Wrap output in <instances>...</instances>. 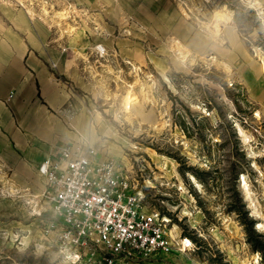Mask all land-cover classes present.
Instances as JSON below:
<instances>
[{"label": "rangeland", "instance_id": "374dc122", "mask_svg": "<svg viewBox=\"0 0 264 264\" xmlns=\"http://www.w3.org/2000/svg\"><path fill=\"white\" fill-rule=\"evenodd\" d=\"M161 5L159 14L115 18L112 48L106 54L102 42L101 61L80 65L82 90L103 122L90 127L96 162L120 164L175 244L116 264H261L247 230L264 236V13L247 0ZM53 12L54 35L71 33L65 7ZM83 51H71L67 65ZM0 173V264H98L62 254L45 233L37 179L1 159Z\"/></svg>", "mask_w": 264, "mask_h": 264}, {"label": "crops", "instance_id": "0c3cea01", "mask_svg": "<svg viewBox=\"0 0 264 264\" xmlns=\"http://www.w3.org/2000/svg\"><path fill=\"white\" fill-rule=\"evenodd\" d=\"M247 1L264 13V0ZM59 4L77 21H68L72 32L61 38L54 35L53 25V9ZM162 10L161 0H0V159L17 176L37 179L34 190L44 188L38 166L56 145L78 143L97 161L90 127L103 122L90 101L92 93L82 90L80 65L94 67L101 61L95 48L102 42L106 54L112 48L115 18ZM82 50L85 58L73 55L68 66L71 51Z\"/></svg>", "mask_w": 264, "mask_h": 264}, {"label": "built area", "instance_id": "2783aa9c", "mask_svg": "<svg viewBox=\"0 0 264 264\" xmlns=\"http://www.w3.org/2000/svg\"><path fill=\"white\" fill-rule=\"evenodd\" d=\"M92 156L78 143L60 145L38 166L44 178L35 197L38 215L46 213L44 231L55 236L62 254L116 264L171 252L167 220L143 205L118 162L97 163Z\"/></svg>", "mask_w": 264, "mask_h": 264}, {"label": "trees", "instance_id": "16d2710c", "mask_svg": "<svg viewBox=\"0 0 264 264\" xmlns=\"http://www.w3.org/2000/svg\"><path fill=\"white\" fill-rule=\"evenodd\" d=\"M247 242L253 252L260 254V263L264 264V236L256 234L253 228L247 230Z\"/></svg>", "mask_w": 264, "mask_h": 264}, {"label": "bare ground", "instance_id": "6f19581e", "mask_svg": "<svg viewBox=\"0 0 264 264\" xmlns=\"http://www.w3.org/2000/svg\"><path fill=\"white\" fill-rule=\"evenodd\" d=\"M64 18V17H63ZM171 44H173V43H171ZM174 46V45H173ZM102 49V46H99L98 48H95V51H99V50H101ZM100 52V51H99ZM156 160V162L158 161V159H155ZM159 163H162L163 162V164L164 165H166L165 167H167V168H169V160H167V159H159V161H158ZM1 174V173H0ZM5 174V173H4ZM3 174V175H4ZM242 183H243V186L245 187V186H247L246 185V183H245V181H244V179H242ZM245 192H246V190H245ZM38 196V195H37ZM37 196H34V197H37ZM246 196H247V194H246ZM250 197V196H249ZM250 199V198H249ZM251 202V201H250ZM252 203V202H251ZM258 213V212H257ZM254 215V214H253ZM68 256H70L69 254H67ZM255 263H257L258 262V256L256 255L255 256Z\"/></svg>", "mask_w": 264, "mask_h": 264}]
</instances>
